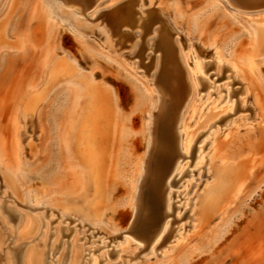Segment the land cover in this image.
Instances as JSON below:
<instances>
[{
  "label": "rangeland",
  "instance_id": "1",
  "mask_svg": "<svg viewBox=\"0 0 264 264\" xmlns=\"http://www.w3.org/2000/svg\"><path fill=\"white\" fill-rule=\"evenodd\" d=\"M130 1L100 0L80 16L57 0H0V195L50 222L45 246H39L41 264L68 263L76 246L78 263L89 264L92 244L83 241L89 233L91 239L107 236L109 255L116 249L112 244L123 242L116 246H122L119 257L109 256L111 264H264V5L135 0V8L141 3L148 12L143 25L115 28ZM162 26L191 86L179 129L196 132L182 159L187 167L174 179L182 188L194 186L190 206L174 217L181 232L163 248L152 251L147 241L134 250L135 240H122L120 232L132 216L134 184L148 146L158 94L153 82L163 59L155 31ZM190 53L211 68L193 73ZM200 79L212 86L201 88ZM228 83L238 91L231 98L234 108L219 116L223 108L216 98ZM60 210L85 214L94 225L82 233L86 226L60 217ZM1 218L0 256L8 249L21 264L26 244L9 235ZM74 230L81 233L71 246ZM113 235L115 243L108 238Z\"/></svg>",
  "mask_w": 264,
  "mask_h": 264
},
{
  "label": "bare ground",
  "instance_id": "2",
  "mask_svg": "<svg viewBox=\"0 0 264 264\" xmlns=\"http://www.w3.org/2000/svg\"><path fill=\"white\" fill-rule=\"evenodd\" d=\"M99 1L100 0H57V2L61 4L65 10H68V11L72 10L73 11L72 13H76L80 16L81 15L85 16L86 15L85 10L89 6H91L93 3L96 4ZM225 1L227 3H231L233 5L239 6V8H252V7H260L264 5V0H225ZM136 4H137V1L135 0L126 3L123 13L121 14L119 20L117 21H115V19L112 20V21H115V23H113V24H116L115 28L119 29L121 28L120 26L122 25H136V26L143 25L144 17L147 15L148 12L144 11L145 9L141 6L142 5L141 3L137 6L138 8H135ZM156 22L161 23L163 22V19L159 18ZM151 29L152 28L150 26L149 30ZM119 33H120V30H119ZM155 33L158 39V41L156 42L157 49L163 53V59L161 60V63H162L161 73L159 77L155 79L153 82V85H154L153 87L158 92V94L154 102L152 113L151 115L149 114L150 118L148 119V123H149L148 146L143 155V158L140 160L139 174L134 184V189H133V194H132V208H133L132 216L126 228H124L120 232V238L122 240L127 241V242L128 241L131 242L130 241L131 239L135 240V243H134L135 246L133 247L134 250L141 249L144 246V243L148 241L152 251L156 250L157 247H159L160 245H162L161 248H163L165 246L164 244L168 241V239L170 237L175 236V233L177 229L179 228V226H175V227L173 226V223L176 221L174 220V217L175 215L177 217L178 212L180 211L182 212L183 211L182 209L189 207L191 204L192 196L188 194L191 192L192 187L194 186L193 182H190L187 185L185 184L186 186L182 188L181 186H183L184 184H182L181 182L178 183L177 180H175L174 178L180 177L184 171V168L187 167V162L185 163L184 161H182V159L184 157L186 158V155H187L186 153L188 152V149L191 143L193 142L191 140L193 139V136L196 135L195 134L196 132L192 134H188V133L182 134L179 129L180 127L179 119H180V113H181L180 110L181 108H183L185 101L191 90V86L189 85V83L186 82V75H185L186 70L184 71V69L182 68L178 56L177 57L175 56V50L171 43V35L167 31L166 27L162 26L161 30L160 31L156 30ZM125 38L126 40L128 39L126 35H125ZM191 52L193 53V51ZM192 53H190V57L191 58L194 57V58L192 60L190 58L191 60L190 63L192 62L193 64V67L191 68L193 73L202 74L206 70L211 68V66L209 65L210 63L205 64L201 60L202 58L197 59L195 58L196 55L191 56ZM199 54L204 55V51H202V49L199 50ZM223 64H226V63H223ZM227 76L229 75H226L224 77H227ZM199 82H200L201 88H205L207 85L212 86V82L208 84L203 79H200ZM229 85L230 83H228V85L227 84L224 85L223 95L219 94V91H218L219 96H217V98L215 96L214 98L213 97L211 98L213 99V102H215L214 100L216 98V100L219 101L222 105L223 110L219 111L218 115L219 114L221 115V113L222 115H224L223 113L227 111L228 109L229 111L232 110V107L235 103V100L231 98L232 96H236L238 91L229 88ZM220 88H221V85H220ZM210 94L211 96L215 95V94L212 95V93ZM244 102L245 101H242V103ZM20 135H21V132L17 126V130L14 135V137H16L15 138L16 146L17 144H19ZM211 147H213V144ZM196 156L197 154L194 155V157ZM0 161L3 162V159L1 158ZM5 186L9 190H11L10 192H13L12 191L13 189L10 184H7ZM180 187L182 189H179ZM146 188H148V192H147L148 195L144 200L145 205L142 206L141 203H142V198L144 195L143 191ZM162 190H163V195H161ZM162 199H164V204H165L164 210L161 208ZM5 204H7V207H5ZM83 205L86 206V203L84 202ZM16 208L11 205L8 199H6L5 194L0 195V216L3 215V218H1L2 221H5L4 223H8V225L5 227H7L9 235L13 236L17 241H24L26 244L22 252V256H21V264H41L42 255H43L42 254L43 248L41 247L45 246V241H46L45 237L51 227L50 222L44 220L43 218H41V221H39L40 218H38L36 215L32 216L30 215V213L28 214L26 211L25 212L19 211ZM224 208L225 207L223 206L220 209V212H222ZM12 209L15 210V212ZM74 209L77 212L79 211L81 212L80 207L75 206ZM188 213H190V211ZM188 213L186 216H188V218L189 217L191 218V215ZM80 214H81V217H77L69 212H66L65 210H60V217H63L64 219H66L70 216V218H72L71 219L72 221L77 220L81 222V227L86 226V228L84 230H81V227H80V230L81 232L82 231L86 232L88 229H91L92 228L91 226H93L94 224L88 218L87 215L82 214V213ZM192 217L197 218L196 215ZM11 221L14 223H11ZM54 226H57V225H54ZM55 228H54L55 229L54 234L57 235L59 234L60 228L58 226ZM80 230H74V233L72 236L73 239L70 238V240H73L72 244H74L76 240L80 238L79 236ZM59 235L61 236V233ZM91 235L90 233L87 234L86 235L87 239L83 240L85 243H89L90 245L92 244L90 247L87 248L92 251V254L88 257L89 264H98L101 261H104L105 264H111L108 262L109 256L112 257L116 255L117 257H119V255L121 254V253L119 254V251H120L119 247H122V246H118V248L116 247L119 241L117 242V245H116L114 235L111 237H108L110 238L111 241H113L112 243H115L111 245V248H114V247L116 248V249H113V253L111 252L110 255H109L110 250H108V248L110 247L109 242L105 241L107 236L104 240V238L102 237L101 238L96 237L95 239H91L92 237ZM178 235L180 237L181 233H179ZM100 236H103V235H100ZM56 240L57 238L54 241ZM96 243H98L99 245H96ZM119 243H123V242H119ZM72 244L71 246H75V244L74 245ZM76 247H73V249L75 250ZM79 247L81 250V246ZM74 250L73 252L70 251V253L72 254L69 255L70 257L69 262L68 263L66 262V264H79L78 260H79L80 251L78 250L79 252H74ZM96 250L98 251L95 253ZM131 252L134 253V251L132 250ZM0 259H4V262L6 264H15L13 255L11 252L8 251V249L6 253H3L0 256Z\"/></svg>",
  "mask_w": 264,
  "mask_h": 264
}]
</instances>
